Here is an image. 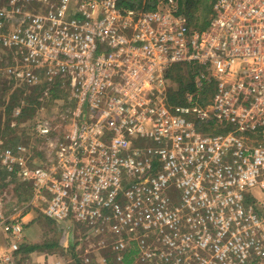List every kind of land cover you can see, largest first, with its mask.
<instances>
[{"label":"built area","instance_id":"built-area-1","mask_svg":"<svg viewBox=\"0 0 264 264\" xmlns=\"http://www.w3.org/2000/svg\"><path fill=\"white\" fill-rule=\"evenodd\" d=\"M123 1L0 0L10 76L42 103L55 108L54 94H62L72 108L62 138L44 107L33 119L45 165L30 168L26 149L5 155V171L31 188V200L11 218L0 210V232L15 241L0 264H19L28 208L68 230L98 234L108 226L128 236L118 257L138 234L167 235L170 250L174 230L184 228L200 264H257L264 260V0H217L202 32L180 0H156L152 11ZM177 65L191 72L181 96L168 77ZM173 93L181 102L171 103Z\"/></svg>","mask_w":264,"mask_h":264},{"label":"rangeland","instance_id":"rangeland-1","mask_svg":"<svg viewBox=\"0 0 264 264\" xmlns=\"http://www.w3.org/2000/svg\"><path fill=\"white\" fill-rule=\"evenodd\" d=\"M13 61L12 54L0 47V210L9 218L13 214L21 212L23 207L30 202L31 188L21 182L17 176H9L5 171L2 163L5 155L17 156L19 152L26 149L25 157L30 168L45 165L49 157L43 152L45 151L43 140L35 135L33 129L35 115L41 107H44L41 114L51 120V126L58 134H61L62 138L71 126L69 124L70 116L65 117V115L72 114L71 105L62 94H54L53 99H60L57 107L54 108L53 100L42 103L40 93L11 77L9 68ZM171 85L178 86L174 81ZM23 103L29 104L33 111L29 112L26 118L24 115L16 117L15 109ZM40 148L43 151H40ZM25 211L31 213V222L27 221L26 226L23 223L24 234L27 229L37 224L33 230L38 231L40 235L37 239L39 241L35 240L32 246L39 244L44 246L45 248L41 251L56 254L62 264H119L121 262L125 264H200L197 260V252L185 246L186 244L192 246L195 239L187 237L188 231L184 228L174 230L177 234L171 236L170 239L175 243V246L170 250L166 243V240L169 239L167 235L138 234L133 236L128 249L130 252L124 254L123 258L124 255L118 257L115 250L119 241L127 239L128 236H123L108 226L98 234L88 232L87 228L78 225L72 231L63 224H57L47 219L38 210L28 208ZM22 214L24 215V213ZM6 236L9 237L7 234ZM14 242L10 239L7 243ZM51 244L55 246L49 248L47 245L51 246ZM181 248H186L183 254L180 253ZM165 252L166 256L162 258ZM147 253L152 254L149 257L146 255ZM198 253L203 257L213 255L207 252ZM23 260L24 258L21 259V263ZM24 262L28 263L27 260ZM21 263L19 261V264ZM257 264H264V260Z\"/></svg>","mask_w":264,"mask_h":264},{"label":"trees","instance_id":"trees-1","mask_svg":"<svg viewBox=\"0 0 264 264\" xmlns=\"http://www.w3.org/2000/svg\"><path fill=\"white\" fill-rule=\"evenodd\" d=\"M217 0H180L182 12L188 17L191 27L198 31H204L213 15V7ZM122 6L125 8H140L144 10H155L156 0H124ZM189 75V77H188ZM172 81L177 82V87L180 90L179 95H182V92L186 90V86L189 84L191 78V72L188 74V67L185 69L183 65H177L173 67L168 76ZM171 103H179L181 100L177 98V93H173L170 97ZM33 111V108H30L29 104L22 107V116L24 118L28 117L27 114ZM49 248L55 246L54 244L47 245ZM41 245L30 246L27 248L28 251H33L40 249ZM129 264V263H128Z\"/></svg>","mask_w":264,"mask_h":264},{"label":"crops","instance_id":"crops-1","mask_svg":"<svg viewBox=\"0 0 264 264\" xmlns=\"http://www.w3.org/2000/svg\"><path fill=\"white\" fill-rule=\"evenodd\" d=\"M31 213H27L25 216L23 215L22 223L25 226L28 224L27 221L31 220ZM31 222V221H30ZM35 224L34 226H36ZM34 226H31L29 229L26 230V234H24L23 241L19 244V249L16 251L15 255L20 260L24 258L21 264H26L24 261L30 264H55L56 262L60 261L61 259L56 256L54 253L49 252H42L41 249L45 247H41L40 249L28 251L27 248L34 245V241L39 238V233L34 229ZM10 237H7L6 234L0 232V254L6 251H10L13 249L12 245L14 243H7ZM7 242H6V240ZM5 241V242H4ZM39 241V240H37ZM40 245V244H39ZM27 263V264H28Z\"/></svg>","mask_w":264,"mask_h":264}]
</instances>
